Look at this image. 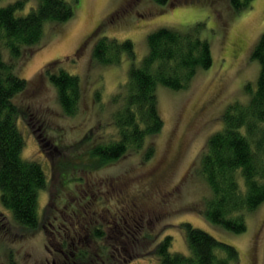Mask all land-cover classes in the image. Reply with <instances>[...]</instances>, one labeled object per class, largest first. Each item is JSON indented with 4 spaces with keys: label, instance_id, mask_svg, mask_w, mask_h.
Instances as JSON below:
<instances>
[{
    "label": "rangeland",
    "instance_id": "374dc122",
    "mask_svg": "<svg viewBox=\"0 0 264 264\" xmlns=\"http://www.w3.org/2000/svg\"><path fill=\"white\" fill-rule=\"evenodd\" d=\"M14 1L0 0V6ZM164 1L78 0L68 21L55 27L46 23L42 41L15 61L16 72L28 82L13 99L29 113L27 119L20 114L17 122L25 138L22 155L42 165L46 184L38 194L34 229L18 225L0 202V264H55L83 247L94 264H115L131 252L146 251V245L135 241L147 234L158 241L170 235V250L187 254L182 222L233 245L238 259L228 264H264V201L246 213L243 232L211 223L201 214L210 190L197 164L208 136L221 128L226 107L247 100L246 83L255 86L259 62L251 52L264 32V0H252L239 12L228 0ZM36 3L24 0L16 13L25 14ZM196 26L210 43L212 63L198 70L184 89L157 87L164 123L146 141V146H153L151 156L128 151L96 165L87 152L96 140L104 141L115 132L110 115L121 96L113 99L123 90L129 68L125 56L118 64H98L91 56L96 40L130 39L138 63L147 52L148 33L159 27L186 31ZM238 39L241 48L235 45ZM51 61L50 70L60 65L80 78L82 96L74 114L64 113L55 87L41 73ZM111 222L116 231H122V225H136L128 235L120 234L126 243L112 236L93 239L96 228L110 235ZM120 242L124 245L119 260L93 255L100 246H107L106 254L117 253L110 243ZM122 264H158V259L143 255Z\"/></svg>",
    "mask_w": 264,
    "mask_h": 264
},
{
    "label": "trees",
    "instance_id": "16d2710c",
    "mask_svg": "<svg viewBox=\"0 0 264 264\" xmlns=\"http://www.w3.org/2000/svg\"><path fill=\"white\" fill-rule=\"evenodd\" d=\"M77 1L37 0L25 14L16 13L24 7V0L0 6V202L10 211L13 220L26 229L38 227V194L46 184V177L39 162L22 155L25 138L17 122L20 114L27 119L29 113L13 99L27 88L28 82L16 72L15 61L27 56L30 48L42 41L46 23L55 27L68 21L74 14L73 3ZM251 2L228 0L235 12L248 8ZM198 26L186 31L159 27L148 33L147 52L138 63L134 61V45L130 39L102 36L96 40L91 56L98 64H118L124 56L129 60L123 90L113 99L116 101L121 96L110 115L109 124L115 132L104 141L96 140L87 152L97 161L96 165L115 161L128 151L141 152L145 158L151 156L153 146H146V141L158 134L164 123L158 108L157 87L184 89L198 70L212 63L210 43L198 34ZM251 56L259 62L254 88L246 83L247 100L234 101L226 107L221 116V128L208 136L197 162L199 173L210 190L201 214L211 223L235 233L246 229V213L264 201V32L257 39ZM51 63L41 73L55 87L64 113L74 114L82 96L80 78L60 65L50 70ZM126 225L130 227L122 225L124 229L116 231L112 223L110 232L108 230L110 235L96 228L93 239L112 236L125 241L120 234L126 236L136 227L132 223ZM180 227L187 254L170 250V235L158 241L156 236L147 234L135 241L136 245L139 242L146 245V251L136 250L124 257L119 252L124 242H120V246L110 243L111 247H117V253L106 254L107 246H100L93 255L105 256L109 261L110 257L119 260L123 256L115 264L143 255L156 256L158 264H228L238 259L233 245L188 222H182ZM62 245L66 247L65 239ZM84 248L74 253L70 251L73 257L69 260L54 263H96ZM64 255L69 257L67 253Z\"/></svg>",
    "mask_w": 264,
    "mask_h": 264
},
{
    "label": "flooded vegetation",
    "instance_id": "af4514ba",
    "mask_svg": "<svg viewBox=\"0 0 264 264\" xmlns=\"http://www.w3.org/2000/svg\"><path fill=\"white\" fill-rule=\"evenodd\" d=\"M235 45L237 46V47H239V48H241L242 47V40H240V39H238V40H236V42H235ZM93 195V194H92ZM94 197V196H93ZM97 200H98V196H97ZM100 202L98 201V203L97 204H99ZM93 213V212H92ZM0 220H1V217H0ZM113 222V221H112ZM111 222V223H112ZM115 223H113V225H114ZM1 225H2V223H1ZM115 226H116V224H115ZM0 228H1V226H0Z\"/></svg>",
    "mask_w": 264,
    "mask_h": 264
}]
</instances>
